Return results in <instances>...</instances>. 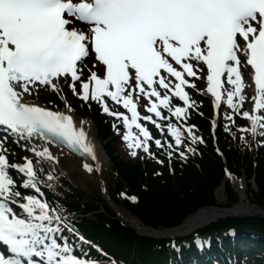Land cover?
I'll return each mask as SVG.
<instances>
[{
    "label": "snow or ice",
    "instance_id": "obj_1",
    "mask_svg": "<svg viewBox=\"0 0 264 264\" xmlns=\"http://www.w3.org/2000/svg\"><path fill=\"white\" fill-rule=\"evenodd\" d=\"M74 21L87 29L69 27ZM93 53L95 62L88 67L85 59ZM242 64L250 67L255 89L251 113L240 112L245 102ZM205 76L214 105L226 100L249 122L241 131L255 135L264 129V0H0V127L15 137L13 142L31 145L27 150L37 165L57 162L49 145L95 155L84 121L78 126L64 112L29 102L26 96L33 92L59 94L63 77L74 96L97 102L105 114L122 121L123 140L136 156V149L148 153L153 139L139 121L163 132L159 121L186 120L194 104L186 89L196 87L189 78ZM173 98L183 106L174 107ZM106 100L130 115L110 110ZM141 105L150 115H140ZM65 108L72 111L66 102ZM182 131L198 140L192 128L169 123L167 133L177 148ZM7 139L0 140V264H96L84 258L87 254L75 255L79 245L63 234L74 230L58 207L41 198L43 181L33 161L25 157L22 164H9ZM155 145L163 146L158 139ZM10 169L23 177L19 188L38 195H22Z\"/></svg>",
    "mask_w": 264,
    "mask_h": 264
},
{
    "label": "trees",
    "instance_id": "obj_2",
    "mask_svg": "<svg viewBox=\"0 0 264 264\" xmlns=\"http://www.w3.org/2000/svg\"><path fill=\"white\" fill-rule=\"evenodd\" d=\"M206 113L209 114V111ZM94 118L98 124V132L100 131L99 137L104 140L107 134L106 126L100 119L97 120L95 115ZM204 128L206 129V126ZM106 150L111 157L112 150L109 147ZM225 154L229 168L233 172L243 171L247 179L253 178L257 190L251 191L253 195L251 200L264 208V159L258 158L254 168L250 160L246 157L241 158L235 151L225 150ZM112 161L131 192L140 196L142 185L146 186L147 189L140 196L139 203L131 206V210L152 228H173L201 208L208 206L229 208L237 202L236 195L226 185L224 191L226 201L224 204H217L215 192L221 184L223 171L222 163L214 154L210 142L207 154H203V160L198 161L197 166L189 164L183 166L181 170L176 166L173 176L164 172L162 177L155 178L147 171V177L144 178V171L138 165L118 162L113 157ZM85 207L89 211L96 209L94 201L86 203ZM111 216L112 212L105 209V213L96 214L97 221L90 222L94 230L93 237L110 252L126 261L135 259L146 261L147 264L164 259V241L141 237L131 227L121 226L118 220ZM227 227L255 230L264 234V218L259 216L220 218L200 231L217 232ZM261 243L264 244V241Z\"/></svg>",
    "mask_w": 264,
    "mask_h": 264
},
{
    "label": "bare ground",
    "instance_id": "obj_3",
    "mask_svg": "<svg viewBox=\"0 0 264 264\" xmlns=\"http://www.w3.org/2000/svg\"><path fill=\"white\" fill-rule=\"evenodd\" d=\"M71 27H76V26L71 25ZM94 62H95L94 58L92 57L91 63H90V65L88 67H91ZM94 70H96L98 72L99 68L94 69ZM86 72H88L87 69H85L84 74H86ZM205 83H206V81H205ZM226 87H230V86L226 85ZM252 88H253V84H251V83L245 84L244 92H243V95H244L245 99H246L247 95L250 93ZM38 93H39V91L38 92H33L32 95L38 96ZM32 95L31 96H26V99L27 100L32 99ZM65 102L66 101H64V105H65ZM226 106H227V103H226V100H225L224 102L221 103V105L218 108H216V111L218 112L221 107H226ZM63 111L66 114L70 113L68 111V109L65 108V107L63 108ZM73 120L79 126L81 120H76V119H73ZM83 128H84L85 132L87 133L88 140L94 145V147L96 149H98V157H100L99 171L101 172L102 176L104 177V180L106 182V188H108V182L109 181L107 180V173H106V171L108 170L107 159L102 154V150H100V148L98 147L97 142L95 141L94 133L91 131L90 127L87 124L84 123L83 124ZM33 143H36V142H33ZM36 144H40V143H36ZM27 146L30 147L31 145L27 144ZM52 154H53L54 157L57 158V162H55V164L59 168L62 167L64 170H68V172L70 174L77 173V175H75V176L79 177L82 181H85L86 183H88V182L91 183V184L95 183V175L88 176V175L84 174L79 169V164H78V162L76 160L72 161V160H70V158H68L67 156H65L64 154H61L59 152H53ZM63 166H66V167L70 168L71 172H70L69 169H66ZM218 199H220V197H218ZM230 212L231 213H235V214L251 213V212H254V209L252 207H249V206H240V205H238V206L232 208L230 210ZM221 214H222V212L215 211V210H204V211H201L198 214H196L194 217H192L188 222H186L184 224V227L180 228L178 230V232L179 231H189L190 229H193V228H195L196 226H198L200 224L206 223V222L216 218L217 216H220Z\"/></svg>",
    "mask_w": 264,
    "mask_h": 264
},
{
    "label": "rangeland",
    "instance_id": "obj_4",
    "mask_svg": "<svg viewBox=\"0 0 264 264\" xmlns=\"http://www.w3.org/2000/svg\"><path fill=\"white\" fill-rule=\"evenodd\" d=\"M60 84H61V87H62V89L64 90V92H66V93H68L66 90H68V87L66 86V84L64 83V81H60L59 82ZM66 89V90H65ZM39 94H40V96H42L41 97V101H42V103L43 104H46L45 102H60V104L58 105L60 108H63V105H62V103H61V101L62 100H65L64 98H66V100H67V98L68 99H71V96H70V94L68 93V96H65V97H63V91L62 92H60L59 94H57V93H54V92H51L50 94L48 93V91H46V90H41L40 92H39ZM48 96H54V97H52V98H46V97H48ZM45 97V98H44ZM65 100V101H66ZM198 101V100H197ZM91 102V100L90 101H88L87 103L86 102H84V101H81L79 98L76 100V101H70V104H71V106H72V111H71V113H74V112H76V114L78 115V116H83V118L84 119H87V118H90V117H92V115H91V113H90V110L88 109V104ZM75 105V106H74ZM175 107V106H174ZM18 152V151H17ZM119 152H120V149H119ZM120 154H121V156H123V157H125L124 155H122V153L120 152ZM25 157H27V158H29V155L27 154V153H25V154H23V155H19V156H17V160H20L21 158H25ZM125 160H127V157H125ZM9 162H10V164H14L13 163V159L12 160H9ZM75 177V176H74ZM72 182L73 183H75V184H79V182H78V179H74V178H72ZM89 185H86V189H87V187H88ZM216 196H217V198L218 197H220V199L221 200H219V201H222V200H224L223 199V194H222V192H221V190H218L217 192H216ZM253 207V206H252ZM255 208V207H254ZM254 211H260V209H257V208H255V210ZM251 214H255V213H253V212H251ZM174 232V231H173ZM173 232H170V231H163V234H168V235H170L169 233H173ZM179 232H182V233H178V231H176V232H174L173 234L174 235H176V234H178V235H183V234H185L183 231H179Z\"/></svg>",
    "mask_w": 264,
    "mask_h": 264
},
{
    "label": "water",
    "instance_id": "obj_5",
    "mask_svg": "<svg viewBox=\"0 0 264 264\" xmlns=\"http://www.w3.org/2000/svg\"><path fill=\"white\" fill-rule=\"evenodd\" d=\"M256 208H257V207H256ZM258 209H260V208H258ZM204 210H215V211H220V212H222L223 214H224V213H227V209H219V208H216V207H206V208H203V209L198 210L196 213H194V214H193L192 216H190V217H194L196 214H198L199 212L204 211ZM262 211H264V210H262ZM259 215H261V216L264 217V212L259 213Z\"/></svg>",
    "mask_w": 264,
    "mask_h": 264
}]
</instances>
